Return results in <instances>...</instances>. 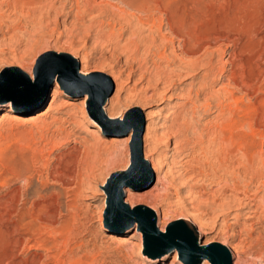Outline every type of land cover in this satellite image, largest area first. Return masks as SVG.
<instances>
[{"label": "rangeland", "instance_id": "obj_1", "mask_svg": "<svg viewBox=\"0 0 264 264\" xmlns=\"http://www.w3.org/2000/svg\"><path fill=\"white\" fill-rule=\"evenodd\" d=\"M12 1L0 0V94L14 95L0 98V113H8L0 118V264H210L205 257L190 259L200 247L223 251L225 241L237 251L233 255L222 245L230 264H264V0L187 5L174 0H136L135 5L131 0H46L35 11L28 5L40 0H20L25 6ZM171 12L191 31L229 36L230 41H216L207 51L212 64L226 66L225 79L234 71L236 79L255 78L252 91L228 87L236 90L237 109L229 107L231 99H223V113L216 107L219 81L201 91V65L178 78L173 88L160 84L167 88L161 98L151 96L149 78L139 79L143 67L152 69L157 51L172 57L178 53L177 40L172 49L159 39L169 37L166 17ZM140 20L161 22V29ZM232 49L240 68L229 64ZM30 70L39 72L38 82L27 76ZM86 70L99 74L92 79V100L81 93L82 83L88 82L82 79ZM112 76H120L124 86L116 100ZM56 86L60 91L52 94ZM110 88L97 112L92 101ZM39 89L44 99L33 106ZM180 112L188 114L189 132L199 133L181 151L169 129ZM233 117L243 120V131H238L246 134L253 119V128L262 134L256 138L259 150L249 163L242 151L226 146L219 166L217 148L210 142L219 120ZM151 121L159 148L154 160L165 154L166 161L160 185L154 176L156 161L144 160L143 136ZM139 127L142 160L135 161L132 137ZM191 154L198 161L189 164ZM190 166L204 170L191 174ZM118 185L124 204L111 206ZM152 216L157 230H148L146 240L140 223L147 226ZM178 220L182 223L171 227ZM169 227L188 237L193 229L191 256L179 255L174 238L164 232ZM121 235L128 240L123 242Z\"/></svg>", "mask_w": 264, "mask_h": 264}, {"label": "bare ground", "instance_id": "obj_2", "mask_svg": "<svg viewBox=\"0 0 264 264\" xmlns=\"http://www.w3.org/2000/svg\"><path fill=\"white\" fill-rule=\"evenodd\" d=\"M10 0H6V3H9ZM12 1V0H11ZM16 1V2H15ZM46 0H40L36 3H34V1L32 2V4L30 3V5L28 6H31L32 7V10H36V6L39 5L41 6L42 2ZM132 2V5H135L137 3L136 0H131ZM168 2H173V0H166ZM175 2L176 1H179L181 2L183 5H187L188 3H201V2H205V1H216V0H174ZM15 2V4L19 3L20 5L22 6H25L23 5L20 1V0H13L11 3ZM44 2V3H45ZM25 3V1H24ZM27 3V2H26ZM25 3V4H26ZM41 3V4H40ZM130 3V4H131ZM164 3V2H163ZM10 4V3H9ZM177 4V3H176ZM180 4V3H179ZM14 5V4H13ZM27 6V7H28ZM137 6V5H136ZM23 8V7H22ZM31 10V11H32ZM37 10H38V6H37ZM143 10V9H142ZM171 10V9H169ZM172 11L174 12V10L172 9ZM35 13V12H34ZM171 15H168L166 17V24L168 27L167 28V33H169V37H167L166 35H162L159 37V39H161V41L165 40L164 42H168V44L170 45V47L172 49H174V43H175V40H177V50H178V53H176V50H172V54L176 53L174 55V57L170 56V55H166L164 52H158L157 51V54H156V60L157 61H153V67L152 69H148V67H143L145 72L141 73L140 74V78L142 80V78H149V80L151 81V86H152V92L153 94H151V96H156V98H161L163 95H164V90L165 89H169V88H173L174 86V83L175 81L180 78V77H183V76H187L188 74L192 73L193 71H196L195 69L198 68L199 65L202 66V73H201V77H200V84L202 85V92H204V90H206V88L208 86H210L211 83H214V82H217L219 81V83H221V87L219 88V90L217 92H215V100H216V107L219 109L220 112L223 113L225 109L224 105L223 104V99H231L230 102L231 104H229V107L232 106V109H237L238 107V104H239V98L235 96V91H240V90H243L245 88V90L247 92L252 91L254 89V83H255V78H249L248 81L246 80H243V79H236V72L234 71L232 73L231 76H227L226 79H225V76H223V72L226 71V66L224 65L223 67L220 66L219 64H212V59H211V54L208 53L207 49L210 48V45L216 41H230V38L229 36L227 35H223V34H214V35H207V34H202V31L201 33H197L195 31H191L192 29L188 26L189 24L182 18H180L177 14H172V12L170 13ZM166 16V15H165ZM139 18H142V17H139ZM143 19V18H142ZM147 19V18H146ZM159 21V20H158ZM141 24H145V25H150V26H155L156 27V31L157 29L160 30L161 29V22L159 23L158 22V25H156V21L155 20H152V22H149L148 20H140L139 21ZM190 23V22H189ZM165 24V25H166ZM191 25V24H190ZM199 25V24H198ZM149 27V26H147ZM150 28V27H149ZM195 30V29H193ZM197 30V29H196ZM215 31V30H214ZM218 31V30H217ZM227 31V30H226ZM219 32V31H218ZM203 33H206V32H203ZM216 33V32H215ZM210 34V33H209ZM135 41V40H134ZM219 41V42H220ZM163 42V43H164ZM232 42V40H231ZM134 43V46H137V42H133ZM146 43V42H144ZM162 44V43H161ZM166 44V43H165ZM168 44H166L168 46ZM146 45V44H145ZM230 45V44H229ZM232 45V44H231ZM147 46V45H146ZM145 47V46H144ZM147 48V47H145ZM150 48V47H149ZM148 51L150 49H147ZM233 52H231L230 54V60H229V64L232 66H230L231 68H233L235 66V68H238L239 67V64H238V60H237V53H236V50L235 49H232ZM147 52V51H146ZM218 52V51H217ZM154 54V53H153ZM171 54V53H169ZM49 57V56H48ZM213 57V56H212ZM258 58V57H257ZM220 59V58H219ZM240 59V58H239ZM241 60V59H240ZM252 60V58H251ZM147 63V62H146ZM201 63H204V64H201ZM253 63V62H252ZM228 64V65H229ZM250 64V63H248ZM147 65V64H145ZM218 65V66H216ZM242 65V63H241ZM240 65V66H241ZM246 65V64H245ZM243 66V65H242ZM258 66V65H257ZM240 68V67H239ZM242 68V67H241ZM228 69V68H227ZM257 69V68H256ZM79 68L76 69V71L79 73ZM198 70H200L198 68ZM197 70V71H198ZM244 70V69H243ZM247 70V69H246ZM74 71V70H73ZM232 71V70H231ZM242 71V70H241ZM34 72V74H33ZM27 76L29 78H35V81H36V74H35V71H27L26 72ZM149 74V77L146 75ZM238 74V73H237ZM191 75V74H190ZM55 76L56 73H55ZM99 74L98 73H94L92 70H86L84 72V75L82 76V79L86 80V81H90L94 78H98ZM241 77H243L242 74H240ZM258 77V76H257ZM112 79L114 81V83L116 84L117 86V90H116V93L117 95L115 96V100L118 96V92L121 91L123 89V82H122V79L120 80V76H112ZM148 81V80H147ZM178 81V80H177ZM45 82V81H44ZM58 82H59V76H58ZM60 83V82H59ZM160 84H165L167 85L165 89H162L160 86ZM176 85V84H175ZM164 86V85H163ZM165 87V86H164ZM163 87V88H164ZM228 87H234L236 90H232V89H229ZM42 88V87H41ZM159 89V90H158ZM161 90V91H160ZM39 91L41 92V95H40V98L38 99V101L33 105V106H36L38 104H40L43 99H44V91L39 89ZM60 89L56 86L55 88H53V91H52V94H56V93H59ZM164 91V92H162ZM189 91V90H188ZM246 92V93H247ZM167 93V91H166ZM165 93V94H166ZM84 95L88 96V92H84ZM8 96H14L13 94H9V95H4V94H0V98H2V100H4V98L8 97ZM189 97V96H188ZM212 97V96H211ZM210 97V98H211ZM113 99H111L110 101V110L113 109ZM114 100V101H115ZM189 100V99H188ZM249 100V99H248ZM104 101V99H103ZM102 101V103H103ZM209 101V99H208ZM202 102V101H201ZM101 103V105H102ZM227 104V103H226ZM253 104V103H251ZM50 105V103H48L47 107ZM255 105V104H254ZM194 106V105H193ZM192 106V107H193ZM208 106H209V103L206 101L204 104H203V108L204 110L208 109ZM226 106V105H225ZM104 105L102 106V109H103ZM183 107V106H182ZM251 107V106H250ZM195 109V107H194ZM203 110V111H204ZM231 108H228V111H230ZM246 111V110H245ZM109 112V111H108ZM248 112V111H246ZM256 112V111H255ZM6 113L7 111H2L0 113V118H3V117H6ZM112 113V111H111ZM109 112V115L111 114ZM192 113V112H191ZM196 113V112H195ZM8 114V113H7ZM10 116L12 117H18L19 115L16 114V113H9ZM150 112L148 111L146 113V118L149 119V115ZM236 114V112H235ZM246 114V113H245ZM229 115V114H228ZM8 116V115H7ZM233 116V115H232ZM247 116V115H246ZM110 117H113V116H110ZM117 116H114L113 118H115ZM188 117V114H183V113H177L175 114V116L173 117V119L171 120L170 124H169V129L172 131L173 135L171 136V138H173L174 140V147L177 148L178 150H182V148L184 147V145L189 142V138L190 137H195L197 136V131L195 132L194 130H192V132H189V127L187 125V118ZM254 117V116H253ZM217 118V117H216ZM220 118V117H219ZM226 118V117H224ZM224 118H221V120H219V123L216 125V127L218 128V134L216 136V138L212 139L210 144L212 145V147H216L217 148V156H218V159H219V166H223V160H225V150L226 148L230 145L234 148V153L235 151H242V156L245 157L249 163H253L254 161V158L255 156L257 155V151L258 150L256 149V141L257 139L256 138H259L258 136L262 134H259V132L253 128V119L252 120H249L250 122H248V128L250 129V133L249 134H246L244 132H239L238 130L241 129L242 130V126H243V120L239 119L238 117H233L231 119H228V120H225ZM244 118V117H243ZM242 118V119H243ZM252 118V117H251ZM260 118V117H259ZM246 119V118H245ZM2 120V119H1ZM247 121V119L245 120ZM151 125H152V121L148 123L147 125V128H146V132L143 136V133L141 135V143H142V136H143V147H144V155H145V159H144V156H143V159L144 160H147L148 162H154L156 161V166L154 165V176L156 177V183L157 185L159 184H164L163 181L165 179V171L166 169L164 168L165 165H166V161H165V154L162 156L161 159L157 160L155 159L154 160V157H153V154L156 153V151L159 149L158 148V139L155 135V133L153 132L154 130L151 129ZM245 125V124H244ZM168 127V126H167ZM210 127V126H209ZM208 127V128H209ZM153 128V127H152ZM168 129V130H169ZM207 129V128H206ZM196 130V129H195ZM217 130V129H216ZM170 131V132H171ZM194 131V132H193ZM243 131V130H242ZM200 132V131H199ZM203 132V131H202ZM201 133V132H200ZM214 133V132H213ZM207 137V136H206ZM212 137V135H211ZM169 138V137H168ZM113 139V141L117 138H111ZM119 139V138H118ZM128 139V138H127ZM199 139V138H198ZM204 139V138H203ZM201 140V139H199ZM207 140V139H206ZM209 140V139H208ZM116 142V141H115ZM199 142V141H198ZM115 144V143H114ZM199 144V143H198ZM202 144H203V141H202ZM208 145V143H207ZM210 145V146H211ZM256 145V146H255ZM186 146V145H185ZM227 146V147H226ZM259 146V145H258ZM209 147V146H208ZM229 148V147H228ZM199 149V148H198ZM201 149V148H200ZM208 149V148H207ZM211 149V148H210ZM262 149V148H261ZM197 150V149H196ZM233 150V149H232ZM191 151V150H190ZM201 151V150H200ZM208 151V150H206ZM203 152V151H202ZM259 152H262V150H260ZM204 153V152H203ZM209 153V152H208ZM193 154V153H192ZM191 154V155H192ZM199 154V153H198ZM196 155V154H195ZM204 155V154H203ZM202 156V155H201ZM231 156V155H230ZM241 155H239L238 157H240ZM199 157V156H198ZM205 157V156H204ZM237 157V155H236ZM225 158V159H224ZM259 158V157H258ZM257 158V159H258ZM167 159V157H166ZM201 159V158H200ZM240 159V158H239ZM242 159V158H241ZM263 160L262 161V168L264 167V158H262ZM236 160V159H235ZM260 160V159H259ZM258 160V161H259ZM189 161V164L193 161L195 163V161H198V159L195 157V156H191L190 160ZM231 161V160H230ZM225 162V161H224ZM238 162V161H236ZM243 162V161H242ZM239 163H240V160H239ZM193 164V163H192ZM201 164V163H200ZM199 164V165H200ZM198 165V166H199ZM207 165V164H206ZM227 165V163H226ZM233 165V164H232ZM248 165V164H247ZM253 165V164H252ZM202 166V165H201ZM208 166V165H207ZM256 166V165H255ZM191 169H190V172L191 174L195 173V172H198L196 175H198L199 173H202L201 170H196V167H192L190 166ZM231 167V166H230ZM234 167V166H233ZM261 167V166H260ZM215 168V167H214ZM237 168V167H236ZM258 169V167H256ZM228 169V168H227ZM264 169V168H263ZM229 170V169H228ZM217 171V170H216ZM245 171V170H244ZM257 171H255L254 173H256ZM264 172V171H263ZM208 173V172H207ZM206 173V174H207ZM230 173V172H229ZM260 173V172H258ZM262 173V171H261ZM260 173V174H261ZM215 174V173H214ZM240 174V173H239ZM254 174V175H255ZM119 175V174H118ZM195 175V176H196ZM209 175V173H208ZM222 175V174H220ZM233 175V174H232ZM245 175V174H244ZM252 176V175H251ZM264 176V175H263ZM189 177V176H188ZM193 177V175H192ZM191 177V178H192ZM227 177V176H226ZM234 177V176H233ZM253 177V176H252ZM260 177V175H259ZM215 178V177H214ZM251 178V177H250ZM249 178V179H250ZM258 178V177H257ZM211 179V178H210ZM226 179V178H225ZM236 179V178H235ZM246 179V178H245ZM202 180V179H201ZM264 180V179H263ZM196 181V180H195ZM215 181V180H214ZM262 181V180H261ZM219 182V181H218ZM260 182V181H259ZM258 182V184H259ZM166 183V182H165ZM210 183V182H208ZM224 183V182H223ZM198 184V183H197ZM222 184V183H221ZM226 184V183H225ZM248 184V183H247ZM246 184V186H247ZM257 184V185H258ZM260 184H262V186L264 187V181H262ZM259 184V185H260ZM166 185V184H165ZM216 186V185H215ZM220 186V185H218ZM217 186V187H218ZM225 186V185H224ZM223 186V187H224ZM261 186V185H260ZM259 186V187H260ZM234 187V186H233ZM257 187V186H256ZM220 189V187H219ZM233 188L231 187V190ZM244 189V188H243ZM233 191V190H232ZM248 191V189H247ZM235 191H233L234 193ZM237 192V191H236ZM261 192V191H260ZM126 193L128 194L129 196V191L126 190ZM223 193V192H222ZM249 194V193H248ZM213 195V194H212ZM255 195V194H254ZM261 196V195H260ZM215 197V196H213ZM245 197V195H244ZM262 197V196H261ZM237 198V196H236ZM251 198V197H250ZM260 198V197H259ZM258 198V200H259ZM129 199V198H128ZM223 199V198H222ZM243 199V198H241ZM262 199H264V196L262 197ZM264 201V200H263ZM128 202V201H127ZM259 202V201H257ZM262 202V201H261ZM241 204V203H240ZM254 204V203H253ZM259 204V203H258ZM261 204V203H260ZM262 206V205H261ZM139 209V207H135L133 210H137ZM27 216V215H26ZM263 217V216H262ZM182 223V220H178L177 222L173 223L171 225V227H174V226H177L179 224ZM193 223V222H192ZM199 232V230H198ZM201 232V231H200ZM168 238L170 237L169 235H166ZM113 237V236H112ZM120 239L123 241V240H128L124 235H121L119 236ZM113 239V238H112ZM207 241V240H206ZM124 242V241H123ZM126 242V241H125ZM127 243V242H126ZM205 244L208 243V242H204ZM216 245V244H215ZM220 245V244H219ZM222 245L226 246L228 248V250H230L231 254L233 255H236L235 253L237 252L236 251V248L231 245V243H228L227 241L223 242ZM221 245V246H222ZM214 245L212 246H209L210 248H212ZM223 246V247H224ZM239 246V245H238ZM207 247V248H209ZM241 247V246H240ZM239 247V248H240ZM238 248V249H239ZM202 249H206V248H203ZM237 249V250H238ZM242 249V248H241ZM242 251V250H241ZM244 252V251H242ZM175 257H176V253L174 254V257H173V260H175ZM180 257V256H179ZM205 259V258H203ZM202 259V260H203ZM208 260V259H207ZM206 260H204V263H205ZM71 263V262H70ZM98 263V262H97ZM173 263V262H172ZM208 264V262H207Z\"/></svg>", "mask_w": 264, "mask_h": 264}, {"label": "water", "instance_id": "obj_3", "mask_svg": "<svg viewBox=\"0 0 264 264\" xmlns=\"http://www.w3.org/2000/svg\"><path fill=\"white\" fill-rule=\"evenodd\" d=\"M36 74V81L38 82L39 79V72L35 71ZM52 75V72L51 74ZM49 80H46V84H48ZM84 86L81 90V93L88 92L90 94V99L92 100L95 97V87L94 86V81L90 80L88 82H83L82 83ZM45 85V83H44ZM111 92V88L102 93L98 98L92 101L94 108L97 110V112H100V104L104 97L109 95ZM141 135H142V127L136 128L133 132V137H132V158L135 161H140L142 160L141 158ZM116 190V195L114 197V200H111V206L113 204H124V202L121 200L122 196L118 192L119 190V185L117 186ZM143 229V236L146 240H149V234L148 230L154 231L157 230L154 225V218L153 216L150 217V220L148 222L147 226L142 225V222L140 223ZM166 230L164 231L166 235H169L170 237H173L174 240L172 241V244L178 249L179 255L182 256L183 258H187L188 256H191V253L188 250H191V248H195L194 245V240H193V235L194 231L191 228L189 230V233L191 234L189 237L188 235H185L184 233L180 232L178 229L175 228H165ZM220 246V245H219ZM223 247V246H221ZM192 259H190L192 262H198L201 258L205 257L209 260L210 264H230V258L228 253L224 251H215V249L212 248H206L202 249L200 247V252H197L192 255Z\"/></svg>", "mask_w": 264, "mask_h": 264}]
</instances>
